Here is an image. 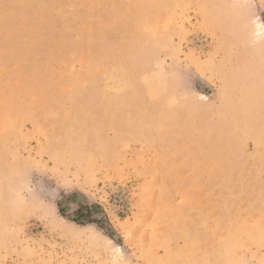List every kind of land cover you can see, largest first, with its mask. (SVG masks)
Segmentation results:
<instances>
[{
	"label": "rangeland",
	"instance_id": "obj_1",
	"mask_svg": "<svg viewBox=\"0 0 264 264\" xmlns=\"http://www.w3.org/2000/svg\"><path fill=\"white\" fill-rule=\"evenodd\" d=\"M0 264H264V0H0Z\"/></svg>",
	"mask_w": 264,
	"mask_h": 264
},
{
	"label": "trees",
	"instance_id": "obj_2",
	"mask_svg": "<svg viewBox=\"0 0 264 264\" xmlns=\"http://www.w3.org/2000/svg\"><path fill=\"white\" fill-rule=\"evenodd\" d=\"M77 196L82 198L81 195L75 193L73 194L60 193L59 199L55 203L59 215L78 225L95 224L99 229L103 231H107L106 226H109V222L107 220L106 214L103 212L102 208L97 204H90L89 202H83L79 207V214H78L79 218L68 216L67 208L69 202L73 200L74 197ZM107 234L109 235L108 232Z\"/></svg>",
	"mask_w": 264,
	"mask_h": 264
}]
</instances>
